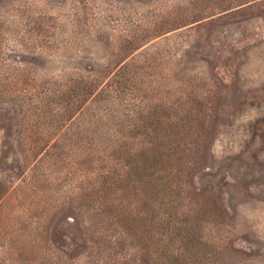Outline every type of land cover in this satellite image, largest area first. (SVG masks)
<instances>
[{
	"label": "rangeland",
	"instance_id": "rangeland-1",
	"mask_svg": "<svg viewBox=\"0 0 264 264\" xmlns=\"http://www.w3.org/2000/svg\"><path fill=\"white\" fill-rule=\"evenodd\" d=\"M135 123L159 207L94 153ZM0 264H264V0H0Z\"/></svg>",
	"mask_w": 264,
	"mask_h": 264
},
{
	"label": "trees",
	"instance_id": "trees-1",
	"mask_svg": "<svg viewBox=\"0 0 264 264\" xmlns=\"http://www.w3.org/2000/svg\"><path fill=\"white\" fill-rule=\"evenodd\" d=\"M63 97H66L67 100H70L72 98H78V92H75L74 89L69 90L67 94H64ZM85 99V96L82 95V99H80V102ZM71 115V114H70ZM190 118V120H189ZM183 121L177 120L175 122V125L178 126H184L187 123H191L193 126V123L195 121V118H193V115L188 114L185 118H182ZM127 127L126 125H124ZM146 125H143L142 123H135L133 126L130 127L131 131L128 130L126 132L127 136L123 137V135L118 136L115 138V141L112 143H107L103 147L99 145L95 146V150L97 149L96 156L99 157V161L103 159L113 158L117 159L118 161L113 164H118L119 169H117L118 172H121V175H116L114 180L120 181V183L125 184L128 189H135V186L143 187V194L145 189V204L146 206H152L154 203L159 207L160 204L158 201H160V198L162 197V200L167 198L169 189L167 191L166 184L163 185V187L159 188V180L162 181V178L164 177V174H157L160 170L164 169V164L168 160V154L164 151L165 149H169L171 144H173L174 139H161L160 141L149 139L147 141H144L143 139H139V137H136L138 133H140V130L135 131V129H144ZM125 127H121L123 132H125L127 129ZM133 129V130H132ZM135 131V132H134ZM87 132H89L87 130ZM94 131H92L93 133ZM122 132V133H123ZM133 132V133H132ZM176 142H174V145ZM152 146V153L151 148ZM106 149V151L101 152L103 149ZM156 148V150H155ZM170 151V150H169ZM150 152V158L145 156L146 153ZM149 159V160H148ZM160 166H162V169H159ZM107 176V177H106ZM110 175H105V179L108 180ZM158 181V182H157ZM114 182V181H111ZM101 187V186H100ZM145 187V188H144ZM162 190V191H161ZM149 196V197H148ZM142 209L138 210L140 213ZM155 211V208L153 207L149 212ZM146 213V210H145ZM143 215H138L137 217L142 218ZM157 216V213H156ZM133 218V219H132ZM151 220L155 218V213H151L150 216ZM122 221L124 223L134 228L137 225L135 224L137 222V218H134L133 215L125 214L122 217ZM139 227H137L138 230Z\"/></svg>",
	"mask_w": 264,
	"mask_h": 264
}]
</instances>
